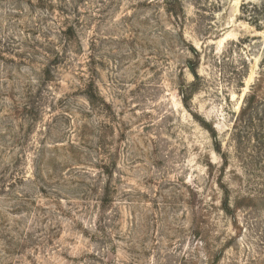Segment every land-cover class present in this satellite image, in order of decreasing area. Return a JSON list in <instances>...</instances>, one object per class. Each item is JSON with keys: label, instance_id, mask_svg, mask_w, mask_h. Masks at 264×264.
<instances>
[{"label": "rangeland", "instance_id": "rangeland-1", "mask_svg": "<svg viewBox=\"0 0 264 264\" xmlns=\"http://www.w3.org/2000/svg\"><path fill=\"white\" fill-rule=\"evenodd\" d=\"M0 264H264V0H0Z\"/></svg>", "mask_w": 264, "mask_h": 264}, {"label": "trees", "instance_id": "trees-1", "mask_svg": "<svg viewBox=\"0 0 264 264\" xmlns=\"http://www.w3.org/2000/svg\"><path fill=\"white\" fill-rule=\"evenodd\" d=\"M246 104H247V99L245 100L244 109L242 111V114L238 117V120L235 125V131L238 133V136L241 134V132L245 128V113L247 112V109L245 108Z\"/></svg>", "mask_w": 264, "mask_h": 264}]
</instances>
